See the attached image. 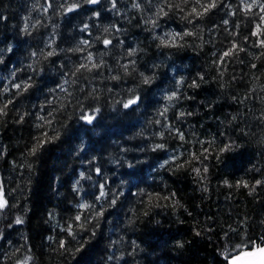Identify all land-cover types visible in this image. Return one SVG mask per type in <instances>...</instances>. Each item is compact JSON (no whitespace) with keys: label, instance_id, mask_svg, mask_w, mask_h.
Instances as JSON below:
<instances>
[{"label":"clouds","instance_id":"obj_1","mask_svg":"<svg viewBox=\"0 0 264 264\" xmlns=\"http://www.w3.org/2000/svg\"><path fill=\"white\" fill-rule=\"evenodd\" d=\"M224 2L20 0L0 9V22L23 9L10 38L0 32V132L31 128L6 170L0 145V264H81L88 254L89 264H206L205 241L218 247L211 264H264V212L209 235L206 222L187 227L193 211L173 187L190 178L207 194L215 169L235 172L253 150L264 155V69L251 70L264 61V39L259 54L248 52L249 90L232 96L244 77L229 65L245 63L247 50L229 43L226 56L215 48L219 29L206 23ZM226 7L264 36V0ZM134 28L147 38L131 36ZM207 46L214 50L194 67ZM211 85L215 95H198ZM225 100L243 107L215 116ZM45 172L50 203L33 231ZM258 185L264 179L247 185L249 195Z\"/></svg>","mask_w":264,"mask_h":264},{"label":"trees","instance_id":"obj_2","mask_svg":"<svg viewBox=\"0 0 264 264\" xmlns=\"http://www.w3.org/2000/svg\"><path fill=\"white\" fill-rule=\"evenodd\" d=\"M20 0H0V9H3L8 4L19 5ZM227 3L236 4L237 0H225L217 8H215L210 14L206 21L209 27L219 29L215 33L217 42L215 45L216 49H223L224 52L228 51L229 43H240L241 46L247 51H242L239 53L240 59L245 61L239 65L230 64V70L233 74H239L244 77L241 81L236 83L233 88L229 91L232 96L240 97L249 90L248 76L246 75L251 69V57L248 52L257 53L261 51L259 47V42L264 39V36H257V24L258 22L252 19H246L242 16H236L230 14L226 7ZM23 11L22 8L17 10V7H13L5 14L8 16L6 22H0V32H3L5 41L10 38L8 33L11 32V26L13 24H19L20 22V12ZM104 20L109 19L107 14L103 17ZM229 21V24L225 26L224 21ZM243 21V22H242ZM134 23L139 24V20L134 21ZM239 25V27H237ZM177 28L179 26L177 25ZM235 32L236 37L233 39L227 35V32ZM131 36L146 39L147 36L139 28H134L131 31ZM85 38H88L85 35ZM128 39L127 37L125 38ZM60 43H64L63 40ZM255 43L257 47L253 48L252 44ZM130 46V45H129ZM214 48L212 46H207L205 52L201 54L200 57H194V67H199L204 63L207 58V54L212 52ZM222 54V53H221ZM15 57H10L9 62ZM218 63V57L216 58ZM208 62H211L210 60ZM264 69V61L257 63L255 69H251L253 72ZM204 92L209 94H216V86L211 85L205 88L198 95H203ZM252 107L258 108L255 99L250 101ZM243 106L239 103H230L225 100L224 103L217 106L215 116H220L226 112H237L240 111ZM245 112L248 111L247 108H243ZM213 115L212 113H206L204 119L207 116ZM209 130H211L209 128ZM202 131H204L202 129ZM31 133V128L29 126L20 127L18 125L8 124L7 127L0 132V145L6 146L7 156L3 162V168L6 170L13 160H15L20 152V148L16 146L17 139H24L28 137ZM50 163H57L56 161H50ZM253 165L260 167V172L251 171ZM50 175L45 172L39 181V187L35 192L34 199V211L30 219L29 227L33 231L39 230V215L43 206L46 203H50L46 192L50 183ZM258 179H264V155L257 154L253 150V159L244 167L239 168L235 172H221L219 168L215 169L212 173L211 180L209 183V191L207 194H201L196 191L195 185L191 182L190 178L186 182L174 184V189L178 192L181 198L191 206L190 210L193 211V217L189 218V224L187 227H191L196 221L201 224L207 223V226L213 231L209 235L215 236L218 233V225L223 224L225 228L228 224H231L234 220L243 219L245 215L257 218L261 212H264V186H256L255 195H249V189L247 185ZM224 181L228 183L225 184ZM229 185H234V187H229ZM51 206V205H49ZM183 231V229H182ZM194 234L189 232L187 234L188 238H191ZM35 242V239H34ZM198 243V240L194 241ZM203 248L206 250L208 260L206 264H211V256L218 251L216 243L213 241H205ZM98 251L94 247L93 252ZM92 259V254H88L81 259V264H89ZM188 264H191V257L189 258Z\"/></svg>","mask_w":264,"mask_h":264},{"label":"snow or ice","instance_id":"obj_3","mask_svg":"<svg viewBox=\"0 0 264 264\" xmlns=\"http://www.w3.org/2000/svg\"><path fill=\"white\" fill-rule=\"evenodd\" d=\"M106 43H107V42H106ZM228 54H229L228 52L225 53L226 56H227Z\"/></svg>","mask_w":264,"mask_h":264}]
</instances>
